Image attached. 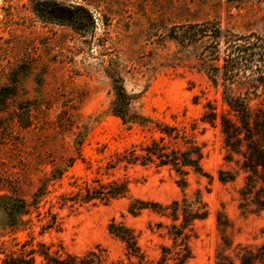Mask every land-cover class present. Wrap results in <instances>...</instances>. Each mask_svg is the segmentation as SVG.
I'll use <instances>...</instances> for the list:
<instances>
[{
    "label": "rangeland",
    "instance_id": "rangeland-1",
    "mask_svg": "<svg viewBox=\"0 0 264 264\" xmlns=\"http://www.w3.org/2000/svg\"><path fill=\"white\" fill-rule=\"evenodd\" d=\"M206 22L241 35L264 34V0H0V95L8 97L0 106V196L31 199L42 178L76 158L25 219L31 218V229L9 232L0 214V242L20 253L22 241L35 238L34 244L62 245L76 256L102 250L107 264H142L109 232L116 221L136 233L146 263L155 264L167 247L175 264L178 249L166 229L172 220L149 210L133 217L129 205H169L199 195L209 216L186 232L192 251L186 264H242L252 255L258 257L253 264H264V210L241 196L246 175L238 156L228 162L220 121L202 122L209 102L220 113L227 108L221 87L201 64L208 39L183 45L171 38L174 27ZM118 77L133 98L134 113L195 137L208 176L191 172L182 188L181 177L168 167L118 165L130 148L161 136L112 114ZM259 95L253 105L264 102L263 88ZM222 170L236 180L222 182ZM99 180L127 182L128 196L109 205L61 208V196L77 190L73 183L94 186ZM50 209L60 229L41 234Z\"/></svg>",
    "mask_w": 264,
    "mask_h": 264
},
{
    "label": "trees",
    "instance_id": "trees-1",
    "mask_svg": "<svg viewBox=\"0 0 264 264\" xmlns=\"http://www.w3.org/2000/svg\"><path fill=\"white\" fill-rule=\"evenodd\" d=\"M83 11V9H79ZM89 21V16H85ZM171 38L183 45H192L208 39L207 53L204 54L201 64L208 71L209 79L215 87L222 89L223 102L226 109L221 113L211 102L205 107L202 122L215 124L218 120L225 137V144L229 150L228 162H233L238 156L239 167L245 173V184L241 196L244 200L251 199V203L264 210V102L253 105L252 102L260 98L259 89H264V34L250 32L237 34L223 29L217 22L185 25L174 27ZM115 100L112 105V114L120 118L124 125H138L143 129L155 130L161 135L152 139L144 146H133L126 151L118 165L123 164L127 169L130 166L149 167L156 165L159 168L168 167L181 177L179 186L185 188L188 184L186 177L191 173L208 176L203 168L204 152L195 137L187 130L180 129L167 123L158 122L152 118L134 113L131 110L133 98L127 93L121 77L113 78ZM8 97L0 95V106L5 107ZM193 126L195 131L197 127ZM29 127V126H26ZM83 143L77 144L78 156H82ZM84 160V159H83ZM71 158L66 168L55 167L50 176L42 178L31 199L18 194L0 196V214L5 217L4 227L9 232L16 233L22 226L32 228L31 217L38 211L42 203L53 192L51 187L60 182L63 176L75 163ZM210 178V175H209ZM222 182H233L236 177L228 171H220ZM94 186L73 183L76 191L61 196V208L67 205H109L115 200L125 198L129 194L127 182L113 181L102 183L95 181ZM50 209L46 224L42 226L44 234L48 230L60 229L56 214ZM149 210L166 216L172 224L166 227L168 235L178 249L175 264H186L192 257V251L186 242V232L192 229L193 223L208 218L207 204L197 195L194 200L184 198L169 205L141 200L132 201L128 212L133 217ZM109 232L120 239L126 246L127 252L138 258L142 264L145 255L138 243V236L125 223L113 221ZM17 241V239H14ZM35 238L22 241L20 253L9 250L8 242H0V255L4 256L3 264H107L108 257L104 251H91L85 256H76L68 252L62 245L55 249L43 241L35 243ZM21 242L17 243V246ZM170 251L162 248V255L155 264H170ZM258 259L252 255L244 258L242 264H253ZM249 260V261H248ZM221 264V263H219Z\"/></svg>",
    "mask_w": 264,
    "mask_h": 264
}]
</instances>
